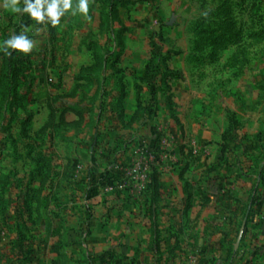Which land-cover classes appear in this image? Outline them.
Listing matches in <instances>:
<instances>
[{
    "label": "rangeland",
    "instance_id": "rangeland-1",
    "mask_svg": "<svg viewBox=\"0 0 264 264\" xmlns=\"http://www.w3.org/2000/svg\"><path fill=\"white\" fill-rule=\"evenodd\" d=\"M26 26L0 264H264V0H90L56 28L0 4V41Z\"/></svg>",
    "mask_w": 264,
    "mask_h": 264
},
{
    "label": "clouds",
    "instance_id": "clouds-1",
    "mask_svg": "<svg viewBox=\"0 0 264 264\" xmlns=\"http://www.w3.org/2000/svg\"><path fill=\"white\" fill-rule=\"evenodd\" d=\"M90 0H0V4L8 11L15 14H27L37 24L50 25L56 28L61 24V18L67 13L75 16L77 13L87 17L89 14ZM28 27L18 35L0 41V52L11 56L13 52L27 56L34 47L35 41L26 33Z\"/></svg>",
    "mask_w": 264,
    "mask_h": 264
},
{
    "label": "trees",
    "instance_id": "trees-1",
    "mask_svg": "<svg viewBox=\"0 0 264 264\" xmlns=\"http://www.w3.org/2000/svg\"><path fill=\"white\" fill-rule=\"evenodd\" d=\"M10 60H11V62H13L12 57L9 56V58H7V59L4 61V63L7 64V65L10 64ZM15 69H16V68H15ZM15 69H14V68L12 69V72H13V74H12V80H14V81L16 80V73L18 72V71H16ZM14 85H15V84H14ZM9 90H10V89H9ZM9 90H8V91H9ZM12 90H15V89H12Z\"/></svg>",
    "mask_w": 264,
    "mask_h": 264
},
{
    "label": "water",
    "instance_id": "water-1",
    "mask_svg": "<svg viewBox=\"0 0 264 264\" xmlns=\"http://www.w3.org/2000/svg\"><path fill=\"white\" fill-rule=\"evenodd\" d=\"M243 226L241 227V229L239 231V235H238V238H237L238 241L241 239V235H242V232H243Z\"/></svg>",
    "mask_w": 264,
    "mask_h": 264
}]
</instances>
